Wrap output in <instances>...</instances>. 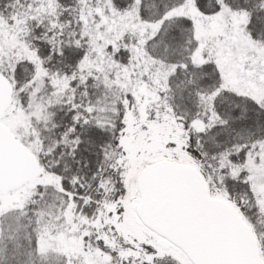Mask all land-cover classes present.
<instances>
[{"label":"snow or ice","instance_id":"snow-or-ice-1","mask_svg":"<svg viewBox=\"0 0 264 264\" xmlns=\"http://www.w3.org/2000/svg\"><path fill=\"white\" fill-rule=\"evenodd\" d=\"M0 264H264V0H0Z\"/></svg>","mask_w":264,"mask_h":264}]
</instances>
